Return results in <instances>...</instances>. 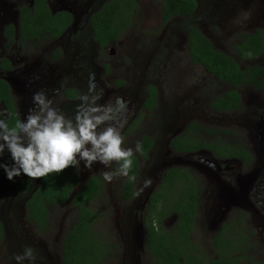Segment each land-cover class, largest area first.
I'll list each match as a JSON object with an SVG mask.
<instances>
[{
    "label": "flooded vegetation",
    "instance_id": "1",
    "mask_svg": "<svg viewBox=\"0 0 264 264\" xmlns=\"http://www.w3.org/2000/svg\"><path fill=\"white\" fill-rule=\"evenodd\" d=\"M193 1L191 15H174L163 21L159 1L150 0L154 6L148 13H153L157 21L140 28L134 36L132 31L139 27L135 20L145 8L143 0H129L131 13L136 14L128 29L122 36L116 34V39L99 40L95 38L92 17L105 6L109 10L121 4V0H45L52 16L59 20L63 14L70 17L58 35L55 32L60 24L52 29L37 24L23 30L22 14L32 8L34 0H0V112L6 113L10 127L13 119L15 123L19 118L25 121L28 110L34 107L32 96L38 91L69 117L74 115L79 97L88 93L90 83L95 84V93L101 97L98 104L114 105L117 98L126 104V111L117 113L115 123L123 137L122 147L134 150L132 168L136 167L130 200L123 201L120 196L127 178L119 177L117 185L120 203H131L138 211L133 220L124 218L127 229L121 232L123 238L128 237V264L132 262L134 243L146 249L144 222L153 195L167 178L166 171L182 174L180 189L189 195L193 192L199 210L204 199L218 209L229 201L226 211H238L245 217L244 224L247 217L264 224V88L239 85L238 108L231 112L218 110L216 100L233 86L189 57L192 30L213 50L231 57L241 70L264 68V63L250 64L264 57V0ZM115 28L118 31L117 25ZM246 36L260 48L258 55L250 59L243 58L240 51L249 43ZM233 115L239 117L234 122L229 119ZM193 125L196 130L191 128ZM218 126L220 130H214ZM217 135L227 147L219 146ZM202 141H210L222 154L215 153V147L202 148ZM137 144L141 146L139 151H135ZM12 163L5 150L0 164ZM116 167L113 163L112 168H105L97 162L88 169L81 162L73 170L78 172L79 184L66 204L89 177L102 176L101 172ZM145 180H151L150 186L144 187ZM4 184L0 183V199L4 198L0 216L5 223L0 264H17L15 257L27 248L34 250L36 259L32 264H53L46 242L56 235L36 234L25 220L22 195L6 190ZM237 218L233 216L232 221ZM170 219L172 222L175 217ZM58 253L59 263L60 250ZM23 264L30 262L25 260Z\"/></svg>",
    "mask_w": 264,
    "mask_h": 264
},
{
    "label": "trees",
    "instance_id": "2",
    "mask_svg": "<svg viewBox=\"0 0 264 264\" xmlns=\"http://www.w3.org/2000/svg\"><path fill=\"white\" fill-rule=\"evenodd\" d=\"M121 1V4L111 6L109 10L105 6L92 17L91 23L94 26L96 39H107L108 37L116 39V34L122 36L128 29L129 22L136 13H131L129 0ZM158 1L163 21L174 15L189 16L195 7L193 0ZM111 10L113 13L110 12ZM57 17L50 14L45 0H34L32 8H26L25 13L22 14L23 30L37 24L49 26L48 29L60 24L56 27L58 30L55 32L58 35L69 24L70 17L65 14L60 20ZM116 25L118 31H116ZM245 38H248L249 43L240 51L243 58L250 59L258 55L260 48L250 36ZM235 53L237 57H241V54ZM189 57L193 63L201 65L206 71L216 75L219 80L233 86V89L221 98L223 100H216L215 106L218 110L231 112L238 108L239 97L236 88L239 85L249 84L255 88H264V68L253 66L241 70L231 57L213 50L206 39L198 33L194 34L192 30ZM14 125L15 119H13L11 126ZM191 128L196 130L194 125ZM209 142L202 141L201 147L216 148L214 144ZM219 146L227 147L226 143L221 140ZM213 151L222 154L220 149L216 148ZM133 168L130 175H135L136 167ZM73 170L74 167L70 166L59 174L52 173L40 178L37 190L26 202L25 220L35 228L36 234L43 236L55 234L56 221L53 212L66 204L73 190L79 184L77 175ZM1 176L7 186L19 195H24L30 190L31 178L23 174L13 178L12 181L7 179L4 170ZM165 176L167 178L163 185L161 184L162 187L160 186L159 191L153 195L152 207L144 222L146 250L155 261L160 264H264V252L259 259L246 254L249 248V240L243 232L245 217L240 215L237 216V220H231L224 224L214 235L212 249L215 258L207 259L201 250H198L191 242L190 233L199 213V208L192 197L193 192L190 193V196L181 191L180 187L183 185H181L179 178L182 174L180 175L176 171H166ZM173 178L178 179V181L172 182ZM102 190L103 180L101 176L93 175L72 197L70 206L74 209V219L66 226L59 242L61 264H106L114 257L117 244L112 242L113 240L107 232L99 229L98 226L104 217V213L93 206ZM133 193V183L126 179L120 190L121 199L128 201ZM3 199H0V203L3 202ZM167 217H175L169 228L164 227L163 223ZM233 225L240 226V230H236L235 227L233 229ZM2 239L3 227L0 223V244Z\"/></svg>",
    "mask_w": 264,
    "mask_h": 264
},
{
    "label": "clouds",
    "instance_id": "3",
    "mask_svg": "<svg viewBox=\"0 0 264 264\" xmlns=\"http://www.w3.org/2000/svg\"><path fill=\"white\" fill-rule=\"evenodd\" d=\"M95 89V84L90 83L71 117L54 106L43 91L33 94L34 107L28 110L25 121L19 118L10 127L6 113L0 112V156L7 150L13 161L10 166L0 164V168L9 181L21 174L32 180L44 178L70 166L79 168L81 162L88 169L97 162L105 168L115 163L116 168L101 173L106 182L119 177L136 181V176L130 175L134 150L122 147L123 137L115 123L117 113L126 111V104L117 98L114 105H100L97 101L101 97ZM140 147L137 144L135 151ZM150 184L151 180H145L144 187ZM35 259L31 248L15 257L17 264L25 260L32 264Z\"/></svg>",
    "mask_w": 264,
    "mask_h": 264
},
{
    "label": "rangeland",
    "instance_id": "4",
    "mask_svg": "<svg viewBox=\"0 0 264 264\" xmlns=\"http://www.w3.org/2000/svg\"><path fill=\"white\" fill-rule=\"evenodd\" d=\"M151 5L153 4L150 2V0H143V7L145 8V12L143 11L142 14H139V17L135 20V25L139 27L135 31H132L134 36L138 35L140 28H148L152 25V23H155L157 21V17L154 16L153 13H148L149 7ZM263 61L264 57L256 59L254 63L250 64L260 65L264 63ZM230 117L231 118L229 119H231L233 122L237 118H239L234 115ZM214 130L218 131L220 130V127L218 126ZM217 137L219 138L218 135ZM77 173L78 172L76 171V175ZM119 180V178H115L112 180V182H106L103 178V190L100 196L93 203L94 208L104 213V217L98 226L99 229L107 232L108 235H110V237L112 238V242L117 244V249L114 250V257L108 262H106V264H128V259L126 258V248H128V237L123 238L121 236V232L122 230L127 229L126 219L124 220V218L130 217V219L133 220L135 212H138L134 209L131 203H120L117 194V185ZM202 183L204 182L202 181ZM7 195L12 196L11 193H7ZM5 196L6 195L4 194L3 197ZM226 201L228 200L226 199ZM226 206H222L218 209L215 206L213 207V205H211L209 202L205 201V199L202 201L199 214L191 234V242L195 245L198 250H201V252L207 259L215 258V254L212 249L211 239L217 229L221 228L224 224H227L228 221H231L233 219V216L235 217L239 215V212L236 210H232V208L226 211ZM53 217L56 221V238H54L53 236L47 239L46 243L52 255L53 264H58V243L60 242L61 235L63 234V231L65 230L66 226L74 219V209L70 206V204H64L55 212H53ZM252 220H254V222ZM163 223L164 227L169 228L171 224V219L167 217L163 220ZM243 226V232L247 234V238L249 240V248L246 254H248V256H253L254 258L259 259L264 252V224L259 220L247 217L246 222L245 224H243ZM234 227L235 225L232 226L233 229ZM131 254V264H159L153 258L148 257V253L146 252L145 247L142 248L141 246H139L138 242L133 244V251Z\"/></svg>",
    "mask_w": 264,
    "mask_h": 264
},
{
    "label": "water",
    "instance_id": "5",
    "mask_svg": "<svg viewBox=\"0 0 264 264\" xmlns=\"http://www.w3.org/2000/svg\"><path fill=\"white\" fill-rule=\"evenodd\" d=\"M1 174H2V171H0V183L4 184V181L1 177ZM39 181H40V178L39 179H35V180H32L31 179V183H30V190L25 193L24 195L21 196V202L23 204H25L30 198L31 196L33 195V193L37 190L38 188V184H39ZM6 190L8 191H12L8 186H6L4 184ZM71 198V197H70ZM226 200V197H224V201ZM0 214H2V212L0 211ZM0 223L2 224V227H3V233H5V223L3 222L2 220V217L0 216ZM58 264H61V262L59 261Z\"/></svg>",
    "mask_w": 264,
    "mask_h": 264
}]
</instances>
